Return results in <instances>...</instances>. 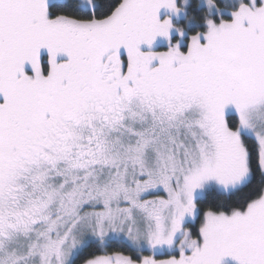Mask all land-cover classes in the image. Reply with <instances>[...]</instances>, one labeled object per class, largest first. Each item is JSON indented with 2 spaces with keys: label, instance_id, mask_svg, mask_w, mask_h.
<instances>
[{
  "label": "snow or ice",
  "instance_id": "1",
  "mask_svg": "<svg viewBox=\"0 0 264 264\" xmlns=\"http://www.w3.org/2000/svg\"><path fill=\"white\" fill-rule=\"evenodd\" d=\"M0 264H264V0H0Z\"/></svg>",
  "mask_w": 264,
  "mask_h": 264
}]
</instances>
